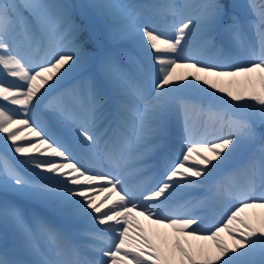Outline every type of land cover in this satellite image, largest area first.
Segmentation results:
<instances>
[{"label":"snow or ice","instance_id":"obj_1","mask_svg":"<svg viewBox=\"0 0 264 264\" xmlns=\"http://www.w3.org/2000/svg\"><path fill=\"white\" fill-rule=\"evenodd\" d=\"M75 7L0 0V264H264V0L248 3L254 40L222 0L81 5L133 43L135 73ZM74 73L46 124L36 110Z\"/></svg>","mask_w":264,"mask_h":264},{"label":"rangeland","instance_id":"obj_2","mask_svg":"<svg viewBox=\"0 0 264 264\" xmlns=\"http://www.w3.org/2000/svg\"><path fill=\"white\" fill-rule=\"evenodd\" d=\"M59 3H66V4H71L76 6L74 8V12L79 14V19H77V22H83L84 24H87L89 26V29H95V31L101 36L102 39V43L104 44L105 47H109L112 48L114 50L117 51H121L122 54L120 55V61L124 62L127 66H128V71L131 73H135L137 71V61L140 59L139 55L137 53V50L135 48V46L133 45V43L131 41H119L116 43H113L111 41H109L106 36H104V29L102 28V25L100 24V22L96 19V17L93 14V11L87 7L81 8V5H87L91 2V0H57ZM131 2L133 3H139V4H153V3H163L165 2V0H131ZM176 3H181L182 0H175ZM257 3L260 2V0H256ZM228 5H234L235 7H233L231 10L232 12L239 16L241 18V20L244 22V30L246 35L248 36V38L250 40H254V33L251 30V28L248 26V21L250 19H252V13L251 10L248 7V3L249 0H229ZM88 33H86L87 35ZM219 43V39L217 41ZM193 48L198 47V42L193 43ZM233 50L234 51H238V49L235 48V46H233ZM123 53H126L127 55H124ZM203 58L204 59H210L212 58V53L211 52H204L203 54ZM122 59V60H121ZM127 69V68H126ZM178 72L184 71L183 69H177ZM78 73H74L72 75H70L69 77H67L64 81L60 82L57 87L52 90L50 92V94L46 95L44 97V99L42 100L39 108L36 110V117H38L39 119H42L44 122L46 121V118H50L51 114L46 112L44 110V104L47 103V100L49 98V95L53 94L55 95L56 92L58 90L62 91L64 87L63 84L66 82H69L71 80H73V77H77ZM4 76L2 74H0V80H4L5 78H3ZM222 82L226 81L228 78H221ZM237 79H242V78H237ZM6 80L11 81V78H6ZM226 86V84H225ZM206 87V86H205ZM236 87H238V85H233V88L235 89ZM258 85H257V89H258ZM210 91H214V90H210ZM59 92V91H58ZM187 95H191L194 99L198 100V101H202L203 103H205L206 105L209 103V98L206 97L203 94H197V93H186ZM216 95H223L220 93H216ZM224 99H230L226 96H224ZM211 103L217 107V108H221L223 107L219 101H211ZM52 118H50L51 120ZM53 122L55 123V121L53 120ZM196 122H198V119L196 120ZM55 127V124H54ZM202 131V129H201ZM0 136H2V134H0ZM3 151V146L2 144H0V152ZM9 158H12V154L8 153ZM135 181V179L130 181V184H132ZM192 193L196 194L197 197H202L204 194V189H198L193 191ZM101 197L104 195L103 193L99 194ZM10 200H18L19 198L15 197L13 194H9L8 197ZM21 203H23L25 205L26 202H31V203H35L32 201H24L21 200ZM40 215L46 216L50 219H56V217H49L47 216L43 210H41ZM142 219V218H141ZM84 226V225H80L79 227ZM85 227V226H84ZM77 242L78 240H80L79 237L76 238ZM4 243H5V229L3 227V225H0V249H3L4 247ZM7 243L10 247L11 245V236L10 233L7 235ZM90 257L93 255L92 253H87ZM259 257H256V260L259 261Z\"/></svg>","mask_w":264,"mask_h":264},{"label":"bare ground","instance_id":"obj_3","mask_svg":"<svg viewBox=\"0 0 264 264\" xmlns=\"http://www.w3.org/2000/svg\"><path fill=\"white\" fill-rule=\"evenodd\" d=\"M121 60H122V59H121ZM121 63H122V65H123L125 68H127V70H128V66H127L124 62H122V61H121ZM3 78H5V77H3ZM76 78H79V75H78ZM5 79H6V78H5ZM72 83H74V79L71 80V81H69V82L64 83L62 87L67 88V87H68L70 84H72ZM64 88H62V89H64ZM58 91H60V90H58ZM58 91H57V92H58ZM53 94H54V93H53ZM53 94H51V95H53ZM47 101H48V100H47ZM45 104H46V103H45ZM50 118H52V119L50 120ZM50 118H46L45 123H46V124H49V125H51V126L54 127V124H55V123L53 122L54 118L52 117V115L50 116ZM197 119H198V122H197V130H198V131H201V129H202V127H203V125H202V119H201V118H198V117H196V116L194 115V116H193V120L196 121ZM156 175H157L156 169L153 168L152 172L148 173L145 177L140 178L139 180L135 179V181H134L132 184H130V187L135 188V187L138 185V183L140 182V180H143L145 183H148V181H150V180H151L154 176H156ZM191 197H197V195L194 194V193H191L190 196H189L188 194H180V195L177 197V201L182 202L184 199H188V198H191ZM25 202H26V201H25ZM24 206H25L29 211H31V212H35L36 214H39V215H40L39 212H40L41 210H43L44 213H45L47 216H49V217H57V214H56L52 209H49V208H47L46 206H44V205H42V204H39V203H37V202H35V203L26 202ZM200 215H201V218L204 220L205 225H207V224L210 222V220H211V217H212V211H211L210 208H205V209H202V210L200 211ZM83 227H84V226H81V228H83ZM78 242H80V240H79Z\"/></svg>","mask_w":264,"mask_h":264},{"label":"trees","instance_id":"obj_4","mask_svg":"<svg viewBox=\"0 0 264 264\" xmlns=\"http://www.w3.org/2000/svg\"><path fill=\"white\" fill-rule=\"evenodd\" d=\"M229 0H222V2L223 3H226V4H228L227 2H228ZM56 2H58L57 0H56ZM59 3V2H58ZM74 15H75V18H77V19H79V14L78 13H76V12H74ZM101 24V23H100ZM102 25V24H101ZM102 28H103V26H102Z\"/></svg>","mask_w":264,"mask_h":264}]
</instances>
